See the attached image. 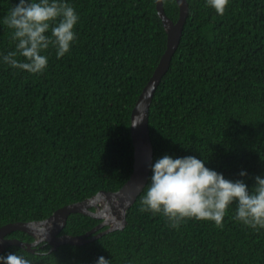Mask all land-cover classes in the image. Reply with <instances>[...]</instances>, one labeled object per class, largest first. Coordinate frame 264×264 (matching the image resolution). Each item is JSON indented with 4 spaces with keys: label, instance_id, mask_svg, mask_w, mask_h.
<instances>
[{
    "label": "trees",
    "instance_id": "obj_1",
    "mask_svg": "<svg viewBox=\"0 0 264 264\" xmlns=\"http://www.w3.org/2000/svg\"><path fill=\"white\" fill-rule=\"evenodd\" d=\"M187 1L181 43L150 109L153 164L195 156L251 191L264 175V0H230L223 15L206 0ZM163 2L177 22L176 0ZM17 3L0 0V54L15 50L2 19ZM68 3L80 16L69 53L57 59L50 47L41 74L0 62V229L118 192L133 174L132 113L167 49L156 0ZM146 189L124 230L55 251L42 245L36 252L49 255L35 264H95L100 256L111 264H264V229L235 220V204L221 226L189 219L173 228L140 210ZM100 223L73 214L61 235ZM8 238L34 242L23 232ZM9 252L34 254L10 247L1 255Z\"/></svg>",
    "mask_w": 264,
    "mask_h": 264
},
{
    "label": "clouds",
    "instance_id": "obj_2",
    "mask_svg": "<svg viewBox=\"0 0 264 264\" xmlns=\"http://www.w3.org/2000/svg\"><path fill=\"white\" fill-rule=\"evenodd\" d=\"M230 0H206L208 7L223 15ZM80 20L68 0H18L2 23L12 30L15 50L0 54V62L11 68L41 74L48 66L47 50L52 47L57 59L70 52ZM23 58V59H21ZM152 176L142 198L141 211L162 214L173 228L189 219L214 222L221 226L230 205L235 204L234 219L252 228L264 229V175L255 177L250 191L243 179L228 180L222 173L206 167L195 156L164 155L151 167ZM246 177V171H241ZM49 253L31 256L9 252L0 255V264H35ZM95 264H111L104 256Z\"/></svg>",
    "mask_w": 264,
    "mask_h": 264
},
{
    "label": "water",
    "instance_id": "obj_3",
    "mask_svg": "<svg viewBox=\"0 0 264 264\" xmlns=\"http://www.w3.org/2000/svg\"><path fill=\"white\" fill-rule=\"evenodd\" d=\"M180 8L179 19L172 21L165 12L163 0H156L158 15L167 33V49L152 78L144 88L131 117V136L134 147V169L129 181L118 192H101L91 199L68 205L49 219L41 222L8 224L0 229V255L10 247H19L36 253L44 245L55 251L60 246H82L107 234L122 231L127 226L128 211L135 205L146 189L154 160V147L150 132V109L154 96L167 75L173 58L181 43L189 14L187 0H176ZM73 214H81L101 223L82 236L61 235ZM23 232L34 239L27 243L8 236Z\"/></svg>",
    "mask_w": 264,
    "mask_h": 264
}]
</instances>
